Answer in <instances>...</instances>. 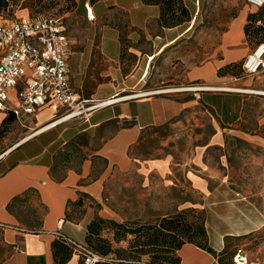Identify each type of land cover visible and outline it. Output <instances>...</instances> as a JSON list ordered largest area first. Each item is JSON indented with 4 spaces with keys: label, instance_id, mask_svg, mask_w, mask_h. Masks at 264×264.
Returning <instances> with one entry per match:
<instances>
[{
    "label": "crops",
    "instance_id": "1",
    "mask_svg": "<svg viewBox=\"0 0 264 264\" xmlns=\"http://www.w3.org/2000/svg\"><path fill=\"white\" fill-rule=\"evenodd\" d=\"M108 1L127 11L132 25L151 36L153 48L139 52L149 62L140 82L128 85L117 79L116 92L97 98L100 85L96 98L85 97L79 87L90 52L76 51L68 36L76 93L93 100L115 97L117 102L93 111L86 120L40 130L54 116L50 108H43L28 126L22 124L30 134L11 145L4 123L15 116L0 111V264H77L78 255L56 232L87 242L88 226L96 216L117 222L129 219L119 202L125 182L131 192L130 209L143 203L141 210L151 208L147 200L157 184L166 192V201L172 189L178 194L171 202L174 211L203 212L210 250L187 242L178 250L180 264L229 261L236 248L244 249L239 240L257 234L260 249L248 254L263 260L264 70L256 75L233 72L252 50L245 32L251 4L207 35L214 43L207 59L188 63L183 76L173 79L176 83L160 86L193 83L212 89L132 98L118 94L144 86L152 61L187 29L154 22L160 19L158 5L142 0L103 2ZM86 7L88 18L95 20L94 6L88 2ZM2 20L7 19L0 16ZM158 130L170 134L173 146L159 157L141 159L136 153L140 141ZM135 176L139 183L133 182ZM171 206L159 205L162 217L173 212Z\"/></svg>",
    "mask_w": 264,
    "mask_h": 264
},
{
    "label": "rangeland",
    "instance_id": "2",
    "mask_svg": "<svg viewBox=\"0 0 264 264\" xmlns=\"http://www.w3.org/2000/svg\"><path fill=\"white\" fill-rule=\"evenodd\" d=\"M103 1L90 3L95 9V20H90L87 16L86 6L90 0H0V16L8 20L37 14L60 16L67 28L68 36L75 43L76 51L87 49L90 52L88 66L83 75V86L79 87L80 92L85 97L96 98L97 96V98H100L111 91H117V79L121 83L125 81L128 85L140 82L145 64L149 62V59L147 55H140L139 52H150L154 45L151 36L132 25L127 11L113 4V1ZM184 3L189 10L191 20H186L181 24L180 30L187 29L182 38L165 52L157 55L152 61L148 79L144 86L139 85L134 91L128 89L118 94V96L139 94L158 88L161 85L176 83L173 79H176L177 76H183L184 66L188 63L202 62L210 56L214 43L208 40L209 37L207 39V35L215 30H221L232 18L249 6L247 0H184ZM250 7H252V11L248 13V23H251V26L247 42L250 46H253L259 41H264V7L260 9L252 5ZM258 12H261L258 15V21H250L249 16L255 13L258 14ZM154 22L162 24L160 19H154ZM140 57H142L141 62ZM233 72L238 75L244 73L241 65H235ZM156 85L159 86L154 87ZM98 87L97 94L94 96ZM17 91L15 89L13 93L17 94ZM104 99L108 98L95 100ZM76 120L84 119L76 118ZM4 131L8 132V141L11 145L21 137L30 134L32 130L23 127L14 117L9 116L4 123ZM173 141L174 139L172 140L167 131L161 132V130H158L156 134L146 135L142 138L136 153L141 159L159 157L171 149ZM158 177L155 176L154 179L159 181ZM133 182L139 183L140 177L135 176ZM125 183L124 197L121 195L119 202L121 211L123 212V208H125L124 216L129 219L122 222L116 221L123 225L124 228L121 231H130L131 228L140 225L158 223L162 217L159 205L168 202L171 206L172 200H175L178 195L172 189L168 192L169 200L166 201L163 199L164 193H162L165 191L155 184L156 188L150 194V199L147 200V204L152 207L141 210L144 207L143 203L140 208V205H137L134 209H130L131 200L129 198L131 192L129 191L128 182ZM134 195L135 193H133ZM173 208L171 206L170 211ZM182 211H193L187 214V220L189 221H196L197 216H204L199 208L173 210L168 215H174ZM106 226L103 236L111 241L113 256L128 260L132 254L131 245L135 241L136 235L126 231L125 238L118 240L116 236L117 227L110 223ZM260 236L261 234H257L251 239L239 240L238 244L243 246L249 254H257L260 249L258 243L260 240L256 241L255 238L258 239ZM201 242H203L202 239L198 238L195 243ZM141 259L148 262L151 256L145 254L141 256ZM159 262L164 261L160 259Z\"/></svg>",
    "mask_w": 264,
    "mask_h": 264
},
{
    "label": "built area",
    "instance_id": "3",
    "mask_svg": "<svg viewBox=\"0 0 264 264\" xmlns=\"http://www.w3.org/2000/svg\"><path fill=\"white\" fill-rule=\"evenodd\" d=\"M248 2L257 9L264 7V0ZM70 45L67 28L60 16L38 14L0 21V111L10 112L21 124L28 126L29 119L48 107L54 116L43 129L76 118L86 120L93 111L116 103L115 97L108 98L106 102V99H84L76 93L70 71L73 52ZM242 69L248 75L264 70V42L252 48L242 62ZM15 89L17 94L13 93ZM206 89L191 83L163 86L131 96L137 98ZM56 235L78 255L77 264L110 261L87 242H78L59 231ZM214 264H264V257L255 261L245 249L238 247L229 261L216 258Z\"/></svg>",
    "mask_w": 264,
    "mask_h": 264
},
{
    "label": "trees",
    "instance_id": "4",
    "mask_svg": "<svg viewBox=\"0 0 264 264\" xmlns=\"http://www.w3.org/2000/svg\"><path fill=\"white\" fill-rule=\"evenodd\" d=\"M98 1L102 0H90V3L94 4ZM142 1L146 4L159 6L160 21L164 27L172 28L181 25L186 20H191L184 0ZM259 13L261 12L251 14L249 20L258 21ZM250 26L251 23H247L245 26L246 36H250ZM262 42L264 41H259L251 47L254 48ZM191 212L193 211H182L174 215L163 216L156 224L140 225L131 228L130 231H121L124 228L122 224L96 216L88 226L87 243L94 251L109 258L110 261H99L95 264H180L178 250L187 242L195 243L198 238H201L203 242L196 244L210 250L204 216H197L196 221H189L187 214ZM109 223L117 227L118 240L125 238L126 231L136 235L135 241L131 245L132 254L128 260L113 256L111 241L103 236L106 225ZM145 254L151 256L150 261H142L141 256ZM160 259H163L164 262H159Z\"/></svg>",
    "mask_w": 264,
    "mask_h": 264
},
{
    "label": "bare ground",
    "instance_id": "5",
    "mask_svg": "<svg viewBox=\"0 0 264 264\" xmlns=\"http://www.w3.org/2000/svg\"><path fill=\"white\" fill-rule=\"evenodd\" d=\"M202 87H205V88H208V89H212V87H208V86H202ZM226 89L237 90V88H233V87H226ZM126 97H128V96H126ZM123 98H125V97H123ZM120 99H121V98H120ZM111 100L113 101V99H111ZM105 101L108 102L107 100H105ZM114 101H115V99H114ZM50 127H52V126L49 125V126L43 128V129H41V130H44V129H47V128H50Z\"/></svg>",
    "mask_w": 264,
    "mask_h": 264
}]
</instances>
